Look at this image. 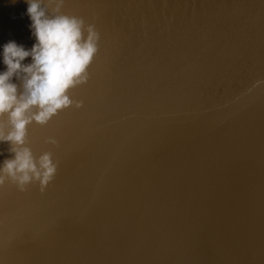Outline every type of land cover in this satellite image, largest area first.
Wrapping results in <instances>:
<instances>
[{
	"label": "water",
	"instance_id": "obj_1",
	"mask_svg": "<svg viewBox=\"0 0 264 264\" xmlns=\"http://www.w3.org/2000/svg\"><path fill=\"white\" fill-rule=\"evenodd\" d=\"M24 9L0 0V44L31 45ZM61 12L97 52L69 89L81 107L27 128L53 179L0 185V264H264V0Z\"/></svg>",
	"mask_w": 264,
	"mask_h": 264
},
{
	"label": "clouds",
	"instance_id": "obj_2",
	"mask_svg": "<svg viewBox=\"0 0 264 264\" xmlns=\"http://www.w3.org/2000/svg\"><path fill=\"white\" fill-rule=\"evenodd\" d=\"M22 16L32 43L9 39L0 44V185L5 181L24 191L36 184L43 191L56 173L51 153L35 155L26 142L30 124L45 125L58 111L79 108L69 89L85 83L97 52L99 33L82 18L61 12L64 0H23ZM45 143L55 144L53 137Z\"/></svg>",
	"mask_w": 264,
	"mask_h": 264
},
{
	"label": "bare ground",
	"instance_id": "obj_3",
	"mask_svg": "<svg viewBox=\"0 0 264 264\" xmlns=\"http://www.w3.org/2000/svg\"><path fill=\"white\" fill-rule=\"evenodd\" d=\"M171 1V0H170Z\"/></svg>",
	"mask_w": 264,
	"mask_h": 264
}]
</instances>
